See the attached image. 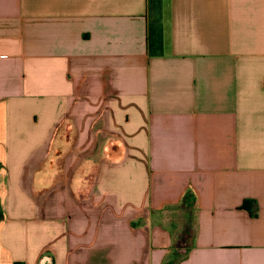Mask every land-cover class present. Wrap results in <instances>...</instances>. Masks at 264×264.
<instances>
[{"label":"crops","instance_id":"0c3cea01","mask_svg":"<svg viewBox=\"0 0 264 264\" xmlns=\"http://www.w3.org/2000/svg\"><path fill=\"white\" fill-rule=\"evenodd\" d=\"M171 260L264 264V0H0V264Z\"/></svg>","mask_w":264,"mask_h":264},{"label":"rangeland","instance_id":"374dc122","mask_svg":"<svg viewBox=\"0 0 264 264\" xmlns=\"http://www.w3.org/2000/svg\"><path fill=\"white\" fill-rule=\"evenodd\" d=\"M176 208V207H175ZM175 215L176 216H179L178 211H180L182 214H181V217L182 219V222H183V225H182V228L180 230V233H179V237H178V242H180V244L184 247H182L180 250L183 251L184 248L189 244V241H190V237L192 235V216H193V210L192 208H188L187 210L184 209V207H182V205H180V209L178 210V208H176L175 210ZM168 264H173V260H171Z\"/></svg>","mask_w":264,"mask_h":264},{"label":"trees","instance_id":"16d2710c","mask_svg":"<svg viewBox=\"0 0 264 264\" xmlns=\"http://www.w3.org/2000/svg\"><path fill=\"white\" fill-rule=\"evenodd\" d=\"M193 201V193L192 191H190L189 189L186 190V192L184 193V196L182 198L181 203L183 204V206L188 209L189 205H191Z\"/></svg>","mask_w":264,"mask_h":264}]
</instances>
